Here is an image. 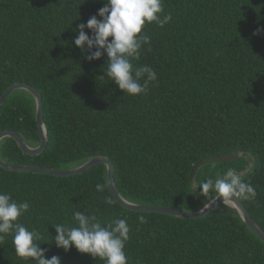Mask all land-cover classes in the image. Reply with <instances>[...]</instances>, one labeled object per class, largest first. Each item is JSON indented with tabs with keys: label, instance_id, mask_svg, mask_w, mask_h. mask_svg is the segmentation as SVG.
<instances>
[{
	"label": "trees",
	"instance_id": "obj_1",
	"mask_svg": "<svg viewBox=\"0 0 264 264\" xmlns=\"http://www.w3.org/2000/svg\"><path fill=\"white\" fill-rule=\"evenodd\" d=\"M101 7L103 0H0V96L18 82L38 89L49 136L40 155L5 137L2 159L71 169L105 156L126 200L191 212L217 195H202L200 185L233 169L254 187V200L238 199L264 230V0H163L161 19H172L145 24L151 40L133 60L157 79L136 96L100 77L106 54L88 62L74 45V29ZM36 113L34 96L16 90L0 108V131L39 146ZM0 192L29 203L15 223L37 230L46 258L61 264H105L56 247L54 226H73L76 211L105 225L127 220V264H264V242L237 209L223 204L199 219L129 210L112 195L105 164L67 177L0 166ZM0 264H31L14 254L11 234L0 242Z\"/></svg>",
	"mask_w": 264,
	"mask_h": 264
},
{
	"label": "clouds",
	"instance_id": "obj_2",
	"mask_svg": "<svg viewBox=\"0 0 264 264\" xmlns=\"http://www.w3.org/2000/svg\"><path fill=\"white\" fill-rule=\"evenodd\" d=\"M163 0H103L96 15L87 23H80L74 31L78 33L74 45L81 49L88 62L100 60L106 54L103 75L118 86L124 94L136 96L144 94L149 84L156 81L157 74L149 66L135 67L133 60L140 57L141 49L150 43L151 37L142 34L146 23L156 22L163 26L172 19L171 14L163 16ZM97 16L102 19H97ZM85 28L91 31L86 34ZM260 30H258L259 32ZM111 37V40H109ZM86 46V47H85ZM97 192H103L105 184L95 185ZM205 196L210 192L222 198V203L240 198L254 200V187L242 181L235 170L229 169L222 177L209 178L200 187ZM107 205L113 200L107 198ZM29 210V203L17 202L8 193L0 192V242L6 235H12L14 254L20 258H31V264H61L58 256L46 258V249L40 247L41 234L27 229L21 223H15ZM73 226L56 224L54 243L57 248L69 251L75 247L82 254L103 260L105 264H127L125 244L129 238V227L126 219H113L111 223L102 224L94 215L76 211L72 216Z\"/></svg>",
	"mask_w": 264,
	"mask_h": 264
},
{
	"label": "water",
	"instance_id": "obj_3",
	"mask_svg": "<svg viewBox=\"0 0 264 264\" xmlns=\"http://www.w3.org/2000/svg\"><path fill=\"white\" fill-rule=\"evenodd\" d=\"M26 90L30 92L37 104V113H36V119L39 129V135L41 139V143L37 147H31L29 146L24 138L17 133L14 130L5 129L0 131V142L5 137H12L14 138L19 147L27 154L29 155H40L42 154L48 145L49 142V136L46 129L45 121H44V102L42 94L36 89L34 86L24 83V82H18L11 86H9L4 93L0 96V108L8 98V96L16 91V90ZM201 162H198L191 171V178L194 177L196 170L201 165ZM105 164L107 166V174H108V182L110 186V190L114 198L125 208L136 211V212H148V213H161V214H168L173 215L179 218L184 219H199L203 218L207 215H209L211 212L216 210L218 207H220L223 204L229 205L235 209L238 210L239 214L241 215L244 222L258 235V237L264 242V230L253 220L251 215L249 214L248 210L244 206V204L238 199L233 197L232 199L228 200L227 203H222V198H217L215 203L214 197L206 206H204L201 210L197 211H184L180 209H176L173 207H167V206H155V205H143V204H137L130 202L126 200L119 192L115 177H114V166L112 162L105 156H97L94 158H91L84 164L71 168V169H56V168H49V167H42L37 165H17L12 164L9 162H6L2 159L0 155V166L8 169L10 171L15 172H37V173H44L49 175H55L60 177H67V176H75V175H81L93 167Z\"/></svg>",
	"mask_w": 264,
	"mask_h": 264
}]
</instances>
